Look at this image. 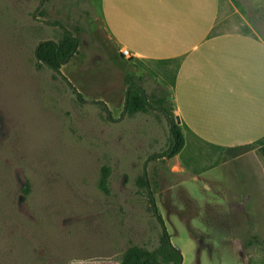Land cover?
Segmentation results:
<instances>
[{"label":"rangeland","instance_id":"obj_1","mask_svg":"<svg viewBox=\"0 0 264 264\" xmlns=\"http://www.w3.org/2000/svg\"><path fill=\"white\" fill-rule=\"evenodd\" d=\"M238 1L259 18L264 37V0ZM53 23L79 40L60 72L80 99L34 57L40 42L62 40ZM126 76L142 77L147 95L158 91L121 59L97 0H0V264L120 261L132 246L157 251L160 228L141 177L182 264H235L224 187L161 158L167 122L156 110L123 113Z\"/></svg>","mask_w":264,"mask_h":264},{"label":"crops","instance_id":"obj_2","mask_svg":"<svg viewBox=\"0 0 264 264\" xmlns=\"http://www.w3.org/2000/svg\"><path fill=\"white\" fill-rule=\"evenodd\" d=\"M237 3L97 0V7L120 56L127 52L123 59L170 93L184 140L174 157L180 170L224 187L235 264H264V37L259 18Z\"/></svg>","mask_w":264,"mask_h":264},{"label":"trees","instance_id":"obj_3","mask_svg":"<svg viewBox=\"0 0 264 264\" xmlns=\"http://www.w3.org/2000/svg\"><path fill=\"white\" fill-rule=\"evenodd\" d=\"M53 25L61 29L63 35L62 40L58 43L52 41L40 42L34 50V57L38 63L59 76L69 86L72 93L76 95V98L80 99L79 95L70 84L67 83V80L63 78L60 72L62 66L65 65L75 54L79 45V40L75 34L62 28L59 23H53ZM120 57L123 59L122 55ZM124 82L126 84V92L124 96L123 113L127 116H132L139 113H146L149 110L159 111L167 122L169 133L168 149L161 158L172 159L176 157L183 149L184 140L180 126L175 123V116L173 114V107L168 90L154 82L158 87V91L153 90L151 94L147 95L142 86V77L133 78L131 76H126ZM102 111L106 113V116L109 119L107 110L104 107H102ZM245 149L250 148L248 146L233 149L230 150L229 153L232 156H236L241 154ZM104 173L105 174L100 180L99 187L102 193L107 194V172ZM137 184L140 188L147 190L149 211L160 228L159 247L155 252H149L143 248L135 246L129 247L121 255L119 264H182V255L170 242V236L167 233L163 219L159 214L153 193L149 189L147 180L144 177H141L138 179Z\"/></svg>","mask_w":264,"mask_h":264},{"label":"built area","instance_id":"obj_4","mask_svg":"<svg viewBox=\"0 0 264 264\" xmlns=\"http://www.w3.org/2000/svg\"><path fill=\"white\" fill-rule=\"evenodd\" d=\"M121 54H122L123 57H127L128 58L127 52H122Z\"/></svg>","mask_w":264,"mask_h":264},{"label":"water","instance_id":"obj_5","mask_svg":"<svg viewBox=\"0 0 264 264\" xmlns=\"http://www.w3.org/2000/svg\"><path fill=\"white\" fill-rule=\"evenodd\" d=\"M175 123L176 125H179V119L177 117H175Z\"/></svg>","mask_w":264,"mask_h":264}]
</instances>
